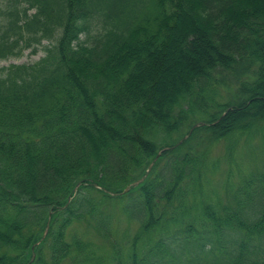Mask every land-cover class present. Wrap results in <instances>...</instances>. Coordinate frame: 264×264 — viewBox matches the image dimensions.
Segmentation results:
<instances>
[{
    "label": "trees",
    "instance_id": "obj_1",
    "mask_svg": "<svg viewBox=\"0 0 264 264\" xmlns=\"http://www.w3.org/2000/svg\"><path fill=\"white\" fill-rule=\"evenodd\" d=\"M22 1L0 59L48 45L0 68V264H264V166L197 201L216 143L264 140V0Z\"/></svg>",
    "mask_w": 264,
    "mask_h": 264
},
{
    "label": "rangeland",
    "instance_id": "obj_2",
    "mask_svg": "<svg viewBox=\"0 0 264 264\" xmlns=\"http://www.w3.org/2000/svg\"><path fill=\"white\" fill-rule=\"evenodd\" d=\"M22 0H17V2H11V0H0V12L5 13L15 7L21 9L24 6ZM6 21L4 15L0 13V28L5 25ZM1 33V30H0ZM85 34L81 35V40H84ZM48 45V41L43 40L41 44H33L30 48L24 49L22 53L18 56H12L5 59H0V68L7 67L11 64L16 65H28L37 62L40 58L44 56V46ZM35 47V50L33 48ZM225 143L226 141H220L208 152V157L211 162H217L221 160L220 166L214 169L213 174L210 176L211 184L205 185V192L201 198H197V201L204 200L205 202L217 203L218 201L224 202L226 193H232L237 185L241 182V177L247 175L250 169L256 166H264V140L260 138H251L247 141L240 140L239 144L233 153V156L229 159L223 161L225 156ZM214 145V144H212ZM251 154V155H250ZM254 157V161L253 158ZM211 169V167H210ZM229 176V177H228ZM217 182L219 184H217ZM216 187L215 192L211 190L212 187ZM207 190V193H206ZM127 197H125L124 200ZM118 203H111L110 208H112L116 215L119 214V209L116 206ZM121 221L116 223L118 233L121 235L125 228L129 229V233L132 235L136 231V226L134 224H128V222L119 215ZM116 222V220H115Z\"/></svg>",
    "mask_w": 264,
    "mask_h": 264
},
{
    "label": "water",
    "instance_id": "obj_3",
    "mask_svg": "<svg viewBox=\"0 0 264 264\" xmlns=\"http://www.w3.org/2000/svg\"><path fill=\"white\" fill-rule=\"evenodd\" d=\"M159 155V154H158Z\"/></svg>",
    "mask_w": 264,
    "mask_h": 264
}]
</instances>
